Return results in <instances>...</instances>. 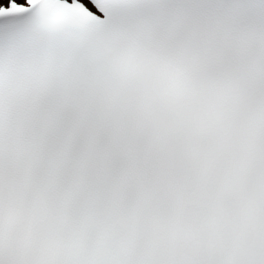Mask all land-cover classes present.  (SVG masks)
<instances>
[{
	"label": "bare ground",
	"instance_id": "bare-ground-1",
	"mask_svg": "<svg viewBox=\"0 0 264 264\" xmlns=\"http://www.w3.org/2000/svg\"><path fill=\"white\" fill-rule=\"evenodd\" d=\"M72 1H75L78 3H84L87 0H72ZM27 2H28V0H22L23 6H24V4H27ZM13 4H16V3H14L12 0L7 1L6 4L5 3L1 4L0 5V11H2L5 8L12 6Z\"/></svg>",
	"mask_w": 264,
	"mask_h": 264
},
{
	"label": "rangeland",
	"instance_id": "rangeland-1",
	"mask_svg": "<svg viewBox=\"0 0 264 264\" xmlns=\"http://www.w3.org/2000/svg\"><path fill=\"white\" fill-rule=\"evenodd\" d=\"M7 1H9V0H0V5L3 4V3L6 4ZM13 1H19V0H13Z\"/></svg>",
	"mask_w": 264,
	"mask_h": 264
}]
</instances>
